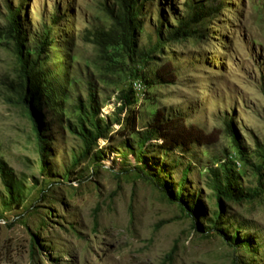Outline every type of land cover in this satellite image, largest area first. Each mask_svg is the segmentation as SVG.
Returning <instances> with one entry per match:
<instances>
[{
  "label": "rangeland",
  "instance_id": "obj_1",
  "mask_svg": "<svg viewBox=\"0 0 264 264\" xmlns=\"http://www.w3.org/2000/svg\"><path fill=\"white\" fill-rule=\"evenodd\" d=\"M138 2L128 51L88 39L112 27L117 0H0V160L22 185L10 203L0 180V264H264V0ZM10 10L24 53L49 29L35 71L42 152L16 102ZM194 12L206 17L191 37L168 41ZM164 66L171 84L155 76ZM128 91L132 102L120 110ZM90 94L104 137L85 153L69 125ZM157 112L199 128L206 143L170 149L154 134L137 159V132L154 128ZM213 171L228 172L235 194L255 195L222 199L219 209Z\"/></svg>",
  "mask_w": 264,
  "mask_h": 264
},
{
  "label": "trees",
  "instance_id": "obj_2",
  "mask_svg": "<svg viewBox=\"0 0 264 264\" xmlns=\"http://www.w3.org/2000/svg\"><path fill=\"white\" fill-rule=\"evenodd\" d=\"M139 0H117L118 12L113 13L108 10L109 17L112 21V27L108 31H96L89 34V42L98 46L100 50H105L109 47L120 45L126 50H134L135 48V37L134 31L138 28L136 24L138 15V2ZM206 14L202 12H194L190 16L188 22L180 20L178 26L168 33V41L185 40L191 37V31L189 27L191 24L199 22L205 18ZM119 33L120 36H116ZM4 36L14 43L15 51L17 54V60L19 64V86L15 89L16 102L21 104L25 108L38 140L39 151L42 152V135L40 134V124L36 118L38 110L39 95H38V77L35 72L37 69L38 61L42 54H44L46 47L49 46V29L44 30L43 34L39 38L37 45L33 48L30 53L27 51L24 53V39L20 28L19 19H17V10L9 11L7 16V24ZM160 41V40H159ZM155 76L161 84H171L175 80V74L171 67L164 66L156 71ZM133 94L128 91L127 94H122L120 97L121 109L128 107L131 104ZM95 98L93 95H89V104H79L77 110L82 113L77 120L75 125H69V131L80 139L84 152L86 153L89 149L97 143L99 139L104 137V129L102 128L101 120L97 119V111L93 109L95 104ZM154 118V128L147 132H137L138 134V150L132 151V154L140 159V150L148 137L158 134L162 139L165 146L170 149H182L189 150L193 145H204L207 141V135L197 127H191L184 124V119L177 116H166L164 112L156 113ZM135 116L129 115L127 118V126L130 127L131 134L136 133L135 130ZM228 130L234 138L232 125H227ZM258 171V170H257ZM228 172L223 173L222 176L217 171H213L211 175L210 189L217 198V205L220 209L222 199L237 200L240 196L252 197L245 195H237L230 188V182ZM260 177V176H259ZM0 180L6 196L10 203H19L22 198V185L17 180L12 172V169L8 167L6 163L0 160ZM180 190L177 192L176 198L178 202L182 204L181 197H178ZM240 197V198H242ZM18 205V204H17ZM193 212V210H191ZM217 220L218 214H214ZM233 241L236 243H244V239H239L236 236H232ZM230 240V241H232Z\"/></svg>",
  "mask_w": 264,
  "mask_h": 264
}]
</instances>
